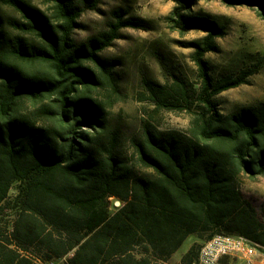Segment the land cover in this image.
<instances>
[{
    "label": "trees",
    "instance_id": "1",
    "mask_svg": "<svg viewBox=\"0 0 264 264\" xmlns=\"http://www.w3.org/2000/svg\"><path fill=\"white\" fill-rule=\"evenodd\" d=\"M44 1L0 0V264H169L190 236L217 233L264 246V219L239 187L242 176L264 177V102L225 113L217 100L257 70L216 77L206 59L227 26L195 12L197 0H172L166 25L204 33L182 44L198 82L173 74L146 80V93L158 110L190 114V127L145 122L132 157L109 117L119 84L102 53L123 28L152 22L120 5L104 30L77 41L78 19L101 0ZM220 1L264 19V0ZM201 246L177 264H194Z\"/></svg>",
    "mask_w": 264,
    "mask_h": 264
},
{
    "label": "rangeland",
    "instance_id": "2",
    "mask_svg": "<svg viewBox=\"0 0 264 264\" xmlns=\"http://www.w3.org/2000/svg\"><path fill=\"white\" fill-rule=\"evenodd\" d=\"M29 1L39 8L47 7L44 0ZM120 5H129L131 14L153 24L152 30L123 28L122 37L102 53L103 58L115 67L119 84L113 104L107 108L109 117L119 129L124 153L133 157L132 138L141 134L145 122H151L159 130L187 132L189 129L190 114L158 110L148 98L145 81L165 83L176 74L196 84L197 68L191 60L193 49L182 44L204 33L193 30L182 35L166 25L164 16L175 5L172 0H101L97 9L86 10L78 19L80 26L75 29V40L80 41L104 30L111 9ZM193 9L227 26V34L216 39L219 50L206 54L213 76L237 75L245 69L257 70L248 77V83L217 96L222 112L264 102V19L248 5L229 6L220 0H197ZM105 94L106 91L101 89L94 93L96 97L107 100ZM239 187L264 219V177L251 180L242 176ZM16 193L14 185L10 196L14 197ZM111 202V210L114 211L120 202L115 199ZM204 241L196 235L190 236L168 263H179L193 244L202 245ZM46 264H65V260L57 259Z\"/></svg>",
    "mask_w": 264,
    "mask_h": 264
},
{
    "label": "built area",
    "instance_id": "3",
    "mask_svg": "<svg viewBox=\"0 0 264 264\" xmlns=\"http://www.w3.org/2000/svg\"><path fill=\"white\" fill-rule=\"evenodd\" d=\"M194 264H264V246L242 235L217 233L203 242Z\"/></svg>",
    "mask_w": 264,
    "mask_h": 264
},
{
    "label": "crops",
    "instance_id": "4",
    "mask_svg": "<svg viewBox=\"0 0 264 264\" xmlns=\"http://www.w3.org/2000/svg\"><path fill=\"white\" fill-rule=\"evenodd\" d=\"M185 254V253H184ZM183 256V255H182Z\"/></svg>",
    "mask_w": 264,
    "mask_h": 264
}]
</instances>
